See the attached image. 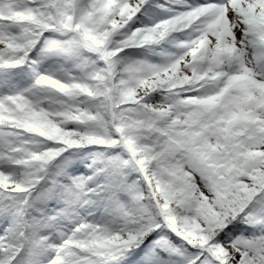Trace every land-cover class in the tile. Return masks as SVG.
Masks as SVG:
<instances>
[{
  "label": "snow or ice",
  "instance_id": "1",
  "mask_svg": "<svg viewBox=\"0 0 264 264\" xmlns=\"http://www.w3.org/2000/svg\"><path fill=\"white\" fill-rule=\"evenodd\" d=\"M0 264H264V0H0Z\"/></svg>",
  "mask_w": 264,
  "mask_h": 264
}]
</instances>
